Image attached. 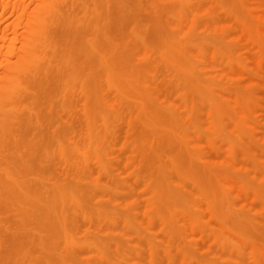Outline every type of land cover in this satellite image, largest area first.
Masks as SVG:
<instances>
[{"label": "rangeland", "instance_id": "obj_1", "mask_svg": "<svg viewBox=\"0 0 264 264\" xmlns=\"http://www.w3.org/2000/svg\"><path fill=\"white\" fill-rule=\"evenodd\" d=\"M106 2L0 0V264H264V0Z\"/></svg>", "mask_w": 264, "mask_h": 264}, {"label": "bare ground", "instance_id": "obj_2", "mask_svg": "<svg viewBox=\"0 0 264 264\" xmlns=\"http://www.w3.org/2000/svg\"><path fill=\"white\" fill-rule=\"evenodd\" d=\"M143 2H144V0H107V2H106L107 5L105 6L106 7V10H104V11H106L107 14L104 17L103 24H101V26L104 25V27L101 28V29L96 28V30L98 29L97 31L100 32L101 38L103 37L102 39H104L106 41H109V40L115 39V38H121V39H124L125 40L126 38H128L129 36H131L132 35L131 34L132 31H134L135 28L138 26V23L134 24L135 23V21H134L135 20V17L138 18L139 15L136 14V13H134L133 10H131L130 8L133 7V8L140 9L143 6ZM111 6H114L115 8H117V16H118V19H115V18L113 19L112 18V12H110L111 11V9H110ZM102 11L103 10H101V13H102ZM112 11H113V9H112ZM100 19H102V18H100ZM139 27H137V28H139ZM134 37L135 38H138V34H136ZM139 39H140V36H139ZM28 40H30V39H28L26 37V41L27 42H28ZM131 41H132V39H131ZM95 42H97V41L95 40ZM117 42H119V41H117ZM111 43L112 42H110V44ZM91 44H93V43H91ZM108 48L111 49L110 47H108ZM116 48L117 47H115V49ZM108 51H110V50H108ZM6 71L7 70L4 71V69H3V71H2V76L3 77L5 76V74H6L5 72ZM2 80L3 79H0V89H2V87H3V81Z\"/></svg>", "mask_w": 264, "mask_h": 264}]
</instances>
